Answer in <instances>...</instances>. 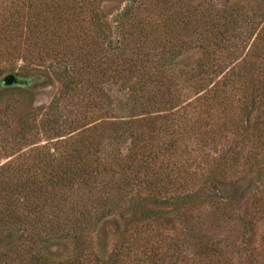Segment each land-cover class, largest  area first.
<instances>
[{
  "label": "trees",
  "instance_id": "trees-1",
  "mask_svg": "<svg viewBox=\"0 0 264 264\" xmlns=\"http://www.w3.org/2000/svg\"><path fill=\"white\" fill-rule=\"evenodd\" d=\"M0 264H264V0H0Z\"/></svg>",
  "mask_w": 264,
  "mask_h": 264
},
{
  "label": "rangeland",
  "instance_id": "rangeland-1",
  "mask_svg": "<svg viewBox=\"0 0 264 264\" xmlns=\"http://www.w3.org/2000/svg\"><path fill=\"white\" fill-rule=\"evenodd\" d=\"M18 78L22 80V83L3 90L5 95L2 98L3 102L8 101L15 104L12 112L7 116L13 128L18 127L34 112H38L39 116L45 113L62 89L61 82L49 72H18ZM7 160L3 158L2 162L5 163ZM116 240L117 225L105 224L96 236V246L99 249L110 251Z\"/></svg>",
  "mask_w": 264,
  "mask_h": 264
},
{
  "label": "water",
  "instance_id": "water-1",
  "mask_svg": "<svg viewBox=\"0 0 264 264\" xmlns=\"http://www.w3.org/2000/svg\"><path fill=\"white\" fill-rule=\"evenodd\" d=\"M4 83L7 86H13V85L21 84L22 80L18 78V76L12 75L5 78Z\"/></svg>",
  "mask_w": 264,
  "mask_h": 264
}]
</instances>
